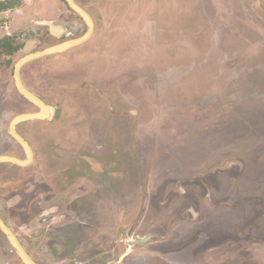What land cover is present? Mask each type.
<instances>
[{
	"label": "rangeland",
	"instance_id": "374dc122",
	"mask_svg": "<svg viewBox=\"0 0 264 264\" xmlns=\"http://www.w3.org/2000/svg\"><path fill=\"white\" fill-rule=\"evenodd\" d=\"M5 1L18 8L25 3ZM76 1L98 29L87 43L24 68L26 86L59 110L51 120L20 126L40 159L29 168L0 165V200L37 172L49 178L73 166L76 154L69 148L98 125V132L86 136L98 139L105 170L117 173L120 187L116 203L105 210L107 219L113 210L126 217L136 211L132 233L160 236L188 205L181 204L194 198L191 190L203 196L204 232L195 229L199 222L178 219L167 230L168 242H158L161 256L149 244L137 247V254L153 256L139 264H264V243L246 249L230 238L247 246L246 230L257 234V227L264 228V0ZM27 12L26 20H36L57 11L39 5ZM6 26L9 20L0 18V39ZM28 33L12 36L14 42L23 43ZM22 56L10 57L13 65L7 67L9 57L0 58V74L8 79L0 84V111L6 109L8 119L33 107L14 83ZM189 176L194 183L181 192L190 193L175 195L178 179ZM159 191L163 197L151 196ZM208 192L215 207L207 205ZM125 229L107 234L118 238ZM113 260L106 255L101 264Z\"/></svg>",
	"mask_w": 264,
	"mask_h": 264
},
{
	"label": "flooded vegetation",
	"instance_id": "af4514ba",
	"mask_svg": "<svg viewBox=\"0 0 264 264\" xmlns=\"http://www.w3.org/2000/svg\"><path fill=\"white\" fill-rule=\"evenodd\" d=\"M24 2L25 3L18 8L14 3H6L5 0L0 1V18H5L9 20L10 23V26L3 28V30L7 32V36L0 39V42L6 40V42L12 44V46L18 47L17 51L12 55H4L9 57L5 67L13 65V60L10 57H13V55L18 52L23 53V56L15 63L14 78L18 62L27 55V53L24 52L26 42L32 40L36 42L35 45L30 48V53H38L47 48L79 40L87 35L89 31L87 23L70 8L66 0H29L28 2L25 0ZM75 2L77 3L76 0ZM77 4L81 6L79 3ZM39 5L46 10V12L49 8L51 10L55 9L57 12L47 16L45 19H31L30 23L27 24L25 22L26 14H30L27 11L32 10L35 6L37 8ZM82 8L85 9L84 7ZM15 9H17V11ZM85 10L93 20L94 31L87 41L78 46L90 41L98 29L96 19L87 9ZM34 12H37V10ZM16 15L20 20H18V22L15 19ZM42 20H47L44 21V23H52V26L43 25V22H41ZM32 25H35V27ZM10 29H12L15 35L9 32ZM57 29L60 30L57 31ZM20 33H28V37L24 39L23 43H15V39L12 36H16V40H18L20 39ZM30 63L31 62L28 64ZM28 64L21 70V79L24 86L32 92L23 80V70ZM3 74L4 71L2 70L0 78L3 77V79L0 81V84L4 81H8V79H4L5 75L3 76ZM30 77L32 78V76ZM30 82L33 83L31 79ZM14 83L17 87L16 79ZM99 90H101L100 87H98L97 92ZM17 92H19V90ZM34 95L46 105L52 106V104H48L43 98L36 94ZM20 97L26 103L33 105V107L21 113H12L13 116L9 119L6 117V109H1L0 151H4V153L0 154V157L8 155L19 158L22 161H27L26 151L13 134H11V125L20 115L40 113L42 110L21 93ZM53 107L55 111L51 113V116L48 119L39 121L53 119L54 115H56V112L59 110L57 107ZM114 115L116 114L114 113ZM25 123L26 122L18 124L15 127V131L30 145L33 153L32 161L27 166H19L11 163L6 164H11L15 167L29 168L36 163L37 159H40L37 154L38 152L26 137L19 132L20 126ZM99 129L100 127L98 125L92 126L84 135V138H87V140H83L81 145L76 144L75 147L69 148L73 154H76L75 164L73 166L61 169V171L51 174L49 178H44L37 172L38 174H34L35 177L32 178V182L28 181L24 183L23 187H17L18 189L15 190L13 189L9 198L0 200V218L16 236L22 248L36 264H101L104 262L106 255H110L111 258L116 261V264H136L138 263L137 261L146 263L153 258V256L149 257L151 251L137 254V247L142 245H133L134 241L138 238V236L132 233V229H135L137 225L136 211H132V213L126 217L121 214L119 216L115 215L113 210L111 211L110 219H107L105 210H109V206L112 207L113 203H116L117 198L120 196V187L116 181L117 173L115 174L116 176H112V172L109 173L105 170V157L101 155L104 148L102 145H99L98 139H90L86 136L90 134V132L93 134L98 132ZM86 146L97 147V153H89L86 152L87 150L85 149H79L80 147L84 148ZM56 147L58 148V146ZM19 154H21L22 157L19 156ZM184 181L187 182L182 183ZM178 183L181 187L180 189L176 188L173 193H175V195L180 194L184 196L190 192L187 190H182L181 192V189L187 184H189L190 187L192 186L194 183L193 176L180 180L178 179ZM37 184L39 188L41 186L40 190H35ZM195 190L197 192L191 190V195H193L194 198H190L189 203L185 201L181 204L184 205L187 203L188 205H184V210H179L180 212L173 216L166 225L167 229L163 227L161 230L162 234L151 238L144 246L149 244L150 249L161 256L159 253L161 244L158 242H168L166 236L167 230L169 229L168 231L170 233L178 219L181 222L197 221L200 225L195 229L199 231H197L199 235L202 234V231L204 232L206 226L203 221L207 217H204L205 214L203 212L205 210L202 209L203 196L198 189ZM206 190H208L207 187ZM208 194L209 196L207 195L208 197L206 196L205 199H207L210 205L209 203L207 205H209V207H215L213 194L211 192H208ZM151 196L163 197L164 192L161 193L159 191L155 194H151ZM14 201H16V203L13 205L12 203ZM204 201L206 202V200ZM257 201L260 202L259 200ZM119 204H121V202ZM12 210L16 211L17 215H12ZM209 217L212 218L210 215ZM12 221H14L15 226L12 224ZM124 222L125 225H123ZM124 226L126 229L118 238L111 237L107 234L116 231L115 227L120 229ZM257 229V234H254L253 230L251 232L249 229L246 230L248 232V237H250L246 242L247 246H243L240 243L235 244V239H232V236L229 234L228 236L231 238L232 245L250 249V245H252L250 243H264V231L261 230L264 228L261 227L260 229L257 227ZM198 233L197 236L193 235V239L199 237ZM163 249L165 248L163 247ZM211 249L214 248H210V251H212ZM13 258H16L13 264H25L0 227V264H9L13 261Z\"/></svg>",
	"mask_w": 264,
	"mask_h": 264
},
{
	"label": "water",
	"instance_id": "95a60500",
	"mask_svg": "<svg viewBox=\"0 0 264 264\" xmlns=\"http://www.w3.org/2000/svg\"><path fill=\"white\" fill-rule=\"evenodd\" d=\"M4 1V0H0ZM67 3L69 4L70 8L78 14L88 25L89 31L87 35H85L83 38L79 40H74L71 42H67L55 47L47 48L45 50H42L41 52L38 53H30V48L35 45L36 42L28 41L26 42L24 46V52L27 53L25 57H23L17 64L16 70H15V79H16V84L18 87L19 92L26 97L28 100L36 104L38 107L41 108L42 112L40 113H28V114H23L18 116L12 123L11 125V134L16 138V140L21 144L23 149L27 153V161H22L19 158H15L13 156H1L0 157V165L6 164V163H11L19 166H27L29 163L32 161L33 158V153L31 150L30 145L27 143L25 139H23L17 132L15 131V127L23 122L27 121H35V120H45L48 119L51 116V113L55 111V108L53 106H48L46 105L42 100H40L38 97H36L32 92H30L23 84L22 79H21V70L22 68L28 64L29 62H32L37 59H41L47 56H52L56 54L63 53L75 46H78L85 41H87L93 34L94 31V23L89 15V13L83 9L81 6H79L75 0H66ZM43 25H49L52 26V23H42ZM0 227L3 230V232L7 235L13 246L15 247L17 253L20 255L21 259L25 264H36L25 252V250L22 248L20 245L19 241L17 240L16 236L11 232V230L8 228V226L2 221L0 218ZM156 237L155 235H150L146 236L144 238H137L136 241H134L133 245H143L146 244L150 241L151 238Z\"/></svg>",
	"mask_w": 264,
	"mask_h": 264
},
{
	"label": "trees",
	"instance_id": "16d2710c",
	"mask_svg": "<svg viewBox=\"0 0 264 264\" xmlns=\"http://www.w3.org/2000/svg\"><path fill=\"white\" fill-rule=\"evenodd\" d=\"M18 47L12 46V44H9L8 42L2 41L0 42V58L2 56L6 55H12L17 51Z\"/></svg>",
	"mask_w": 264,
	"mask_h": 264
},
{
	"label": "crops",
	"instance_id": "0c3cea01",
	"mask_svg": "<svg viewBox=\"0 0 264 264\" xmlns=\"http://www.w3.org/2000/svg\"><path fill=\"white\" fill-rule=\"evenodd\" d=\"M15 19L17 20V22H18V17H17V15H16V17H15ZM32 19V18H31ZM31 19H29V20H25V22L27 23V24H29L30 23V21H31ZM33 20V19H32ZM20 21V20H19ZM60 29H57V31H59ZM210 205V204H209ZM144 245V244H143Z\"/></svg>",
	"mask_w": 264,
	"mask_h": 264
}]
</instances>
